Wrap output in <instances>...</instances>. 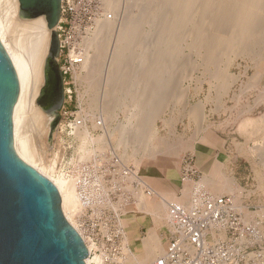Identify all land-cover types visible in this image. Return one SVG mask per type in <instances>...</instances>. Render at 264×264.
Here are the masks:
<instances>
[{"label":"rangeland","instance_id":"374dc122","mask_svg":"<svg viewBox=\"0 0 264 264\" xmlns=\"http://www.w3.org/2000/svg\"><path fill=\"white\" fill-rule=\"evenodd\" d=\"M100 1L101 4H98L96 0L92 2L93 7L86 13L81 10L80 13H77L78 11L75 13L66 11L62 14L58 29L62 46L57 62L64 72L65 98L62 107L56 112V115L59 114L60 117L52 129L51 143L47 145L51 128L49 123V129L41 146L45 158L53 165L49 175L54 182L61 185L62 201L67 204L72 196L68 178L71 177L70 171L74 167L77 152L82 144L81 138L77 134L76 121H81L84 118V125L87 127L90 136L88 139L91 140V142L86 143L85 151L86 149L87 151H93L95 148L96 158L90 168L91 170H88L91 173L87 171L89 174L86 172L83 176V179H87L89 176V183H87L89 185H85L86 188L83 186L81 189L80 186H77L80 199L83 200V206L86 205L82 210H79L80 212L78 211L73 215L72 223L81 229L92 246L94 243L97 247L104 245L106 253L111 248L113 250L114 246L120 255L128 249L130 256L126 262L129 264H151L161 254L157 251H151L148 235L153 232L157 233L160 238L162 250L165 249L168 239L169 211L161 219L162 221L156 222L150 212L139 209L134 201L136 196L131 190L122 187L124 182L120 177L122 175L120 164L118 162L114 164L110 160L114 157L112 155L116 154L118 156L121 154L123 147H116L114 137L109 139L110 148L113 152L106 145L94 141L97 136L103 135L104 132L105 138L106 136L109 138V134L112 135L117 131L120 122L126 124V127L130 131L132 130L133 133H139L149 123V134L145 137L146 140L143 139L142 141L145 146H148L146 147L149 150H154L157 156L142 159L141 164L136 169L133 167L136 158L130 156L131 148L127 149L130 158L126 161V165L133 167L142 180L134 189L139 191L148 186L158 192L157 194L172 193L175 195L177 189V197L173 196V201L179 203L186 185L190 184L189 188L195 189L199 185L201 177L204 174H210L213 164L220 161L223 166L214 174L219 180L222 178L219 189H207L208 187L205 186L204 190H208L207 192L214 197L224 194L232 195L236 201L237 211L243 217L245 226L247 224L253 226L260 233L261 242L258 241L254 245H248L247 251L264 248V43L260 42L258 45H254L250 51L237 53L238 56L234 53L229 54V57L234 60L228 68V72L238 78L231 83L225 94H221L218 88L215 87L219 83L218 78L216 77V79L213 74L216 63L203 64L201 53L193 45L188 44L187 38L178 40L177 36L175 37L177 46L175 44L173 46L175 45L178 49L177 59H180V61L177 60L179 66L176 65V67L179 68H175V70L182 68L188 71L192 70L191 79H178L174 85L172 77L174 73L171 74L172 70L166 69L156 73L161 79L159 77L158 80L154 79L155 75L150 79L148 78V82V79L144 76L147 70L145 68H148V62L145 59H138V55L139 52H144V47L149 46L154 38V34L149 31L152 20L150 19L147 24L145 23L142 26V33L140 31L137 34L134 51H132V55L129 54V60L126 59L125 61L127 65L124 64L125 71L123 69L122 72H129V74L127 76L122 73L123 78H125L124 85L113 89L110 86L111 84L109 85L107 75L109 74L108 69L115 35L119 29L118 27H121L120 24L124 21L123 16L125 17L127 14L128 17L135 14L139 16L141 5H139L138 0V3L134 2V4L132 2L134 5L129 1L120 0L116 6L105 10L103 0ZM149 1L150 6L161 9V4H163L161 2L164 0ZM75 3L78 4L77 1ZM98 5L101 6V15H103L100 18ZM158 6L160 7L158 8ZM102 20L112 22H109L108 27L112 25L104 31V35L107 34L103 36L108 46L106 45L105 49L103 48L101 58H97L99 61L87 58L84 62L80 56H76L78 55L76 53L82 48H80L82 37L88 31L95 29ZM133 54L137 55L133 56ZM224 60L225 58H222L220 63ZM259 64L261 65L259 66ZM191 66L196 68L192 69ZM127 70L128 72H126ZM144 78L147 81L146 83ZM159 82L162 84H159ZM92 84L94 89H92ZM107 86L110 91L112 90L111 92ZM144 87L150 88L151 91L146 92L147 88ZM139 88L143 89L144 95H146L145 93L149 95V97L146 95L148 98L144 96V99L149 100V105H143L141 108L137 107L138 111L139 109H141L140 111L144 110L143 115L136 110L138 104L133 103L134 93L138 92ZM153 89L160 90L154 91ZM177 93H183L184 99H178L179 94ZM93 96L96 100L94 99L95 101L92 104L91 98ZM114 99H118L120 107L118 106L116 114L111 116V113H106L103 109ZM199 105H202L203 113L201 122L195 119L194 121L190 117V110L192 111L196 106L200 108ZM157 106L160 107V114L155 118L156 114L152 110H156ZM152 107L155 108L152 109ZM136 115L138 119L143 116V120H139L141 121L140 124H138L139 121H134ZM130 116L131 118H129ZM142 121L144 122L142 123ZM134 122L135 124H133ZM101 138L103 137L101 136ZM262 149L263 151H261ZM107 159L109 162L106 161ZM137 160H140L139 156ZM186 165H189L192 171L188 172V177L184 180ZM65 172H67V176L64 175ZM166 179L169 180L172 186L167 185ZM226 179L232 180L238 192L228 187ZM91 180L92 182L94 180L95 183L90 182ZM96 181L99 183H96ZM120 181L123 183L122 186L117 183ZM86 191H89V193ZM104 193L107 196H104ZM90 197L92 198L89 199ZM188 198L190 200V196ZM146 199H149L147 194ZM84 200L87 201L84 202ZM88 202L93 203H89L91 204L89 205ZM182 205L188 206L189 203L186 201ZM93 234H96V239L93 240L94 243L92 242ZM108 235L111 237H108ZM96 253L99 254V250H96ZM93 254L94 250L90 255L92 264L98 261V255ZM124 256L126 258V254Z\"/></svg>","mask_w":264,"mask_h":264},{"label":"bare ground","instance_id":"6f19581e","mask_svg":"<svg viewBox=\"0 0 264 264\" xmlns=\"http://www.w3.org/2000/svg\"><path fill=\"white\" fill-rule=\"evenodd\" d=\"M119 1L120 0H103V5H104L105 10L116 6L117 3H119ZM126 1H129V3H132V2L138 3L139 1V5H141L140 7L141 14L138 13L139 16H137V14L133 13L135 15L134 16L129 15V17L127 16L128 15L127 14L126 19H125L126 16L125 17L123 16L124 21L122 20L123 23L121 22L122 23L120 24L121 27H118L119 29L115 35L113 52H112L111 59H110V66L108 69L109 74L107 75L109 85L111 84L110 86H112L111 88L113 89L117 86L119 87L120 85H124L125 78H123V74L124 75L129 74L128 70L126 71L128 73L124 72L125 71L124 66L127 65L125 61L126 59L129 60L128 59V57H130L129 54L132 55V51H134V46H135V43L137 42L136 39L138 37L137 34L140 33L142 26L145 23L147 24L150 19L152 20H151V24L149 25L151 26V29L149 31L154 34V38L149 46L147 45L146 48L144 47L145 50L143 53L142 51L141 53L138 51L139 52L138 59L140 58L145 59L148 62L147 63L148 68H145L147 69L146 71L144 70L145 71L144 76L146 79L148 78L150 79V77L152 78L155 75L157 76L156 74L157 72L163 71L166 69L172 70L171 74L174 73L172 76L173 84L177 82L178 79H182V78L183 79L185 78L188 80L191 79L192 70L188 71L187 69H183V68L180 70H175V68H179V67H176V65H178L177 64V60H178L177 50L178 49L176 47L177 45L175 43L176 42L175 37L177 36L178 40L180 38L188 39V44L190 43V45H193L197 49V51L201 53L203 64L205 65H209L212 63L217 64V65L215 64L216 67H215V71L213 74L215 78L216 77L218 78L219 83L215 87L218 88V91L221 94H225L229 86L231 85V83L236 81L238 78L236 75L230 74L228 72V68L230 67V65L232 64L234 60L233 58L229 57V54L234 53L237 55V53H240V52L250 51L253 49L254 45H258V43L260 42L264 43V0H164L161 2L163 3L161 4V9L159 8L160 6H158L160 10L156 9V6L155 7L150 6L149 0H138V1L137 0H126ZM17 5H18V0H0V40L12 60V63L15 67V70L18 76V83H19L18 97H17L14 110H13V130H14L18 154L28 164H30L31 166L36 168L39 172L47 176L57 187L59 195H60V199H61L62 210L65 216L70 221V223L81 234L88 248L89 254L86 258V263L92 264L90 255H92V250H94V254L98 255V261L94 262L93 264H102L101 254L96 253V250L98 248L95 246V244L92 246L91 242L86 239L81 229H79L77 225H74L72 223L73 215H75L79 210H82L86 205L84 203L85 205L83 206V203H82L83 200L81 201L80 199V192L78 191L77 186H80L79 188L81 189L83 186L84 188H86L85 185H89L87 184L89 183L88 181L89 176L87 177V179H83V176L93 166L94 160L96 158V151H94L95 148L93 149V151L92 150L87 151V149L85 151L86 143L88 141L91 142V140L88 139L90 137L89 131L87 127L84 125V118H82L81 121H76L77 122L76 124L77 134L81 138L82 144L77 152V157L74 163V167L72 170L70 169L71 177L68 178L70 182L69 184H70V190L72 191V196H71L69 203L67 204L64 203L62 201L63 196L61 192V185L54 182L53 179L49 175L50 171L53 168V165L52 163L48 161L47 158H45L44 152L41 147L42 143L44 142L45 134L47 130L49 129L48 124L51 123L49 121H51L50 119H52L53 113L50 112L49 114L41 116V115H37L33 111L34 102L36 98L38 97V95L40 94V91L43 86V83L39 86V78H40V74H41L42 67L44 64V58L47 54L50 37H48L46 32L41 31L36 26H31L30 29L16 26V29L22 30V31L18 32V35L16 37V46L12 47L9 41L8 30H9L11 18L16 16L17 14V11L15 9ZM162 10H164V12H162ZM153 20L155 22H152ZM109 22L110 20L109 21L102 20L98 23L95 29L88 31V32L86 31L87 32L86 35L82 37V43H81L82 46H80V48L81 47L82 48L80 49V51H78V53H76L78 54L76 56H80L84 60V62L87 60V58L88 59L89 58L90 59H97V58L100 59L101 58L100 55L102 54L103 48L106 47V45L108 46V44H106L107 42H105L104 40L105 37L103 36L107 34L106 33L104 35V31L108 30L112 25L111 24L110 27H108ZM173 44H175L176 46L175 45L173 46ZM95 49H96V52H95ZM136 55L133 54V56H136ZM222 58L223 59L225 58V60L220 63ZM178 61H180V59ZM261 64H259V66ZM194 68L196 67L193 66L192 69ZM123 69L124 71L122 72ZM156 76L154 79H157L158 77L160 78V76H157V77ZM126 79H128V77H126ZM146 79H145V83L147 82ZM149 79H148V82H149ZM128 80H126V82H128ZM160 83L161 82H159V84ZM154 85L157 86L156 84ZM108 86L107 88L109 89ZM147 87H144V88H147ZM92 89H94L93 84H92ZM157 89H153V90L156 91ZM149 90L150 88H147L146 92L148 91L149 93L151 91ZM148 93H145V94L147 95ZM134 95L135 96L133 99L134 100L133 103L139 105V106L136 105V110L138 109L137 107L141 108V106L148 104L149 100L147 101L146 98L144 99V96L149 97V95L147 96L144 95V91L142 88H139V91L134 93ZM178 96H179L178 99L179 98L180 100L184 99L183 93L179 94ZM94 99L96 100L95 96L91 98L92 104H93V101H95ZM118 106L120 107L118 99H114L112 102L109 103V105H106L105 108L104 107L102 108H104L103 110L106 113H111V116H114L116 114V110ZM201 106H200L201 109L199 107L197 108L196 106L195 108H193L192 111L190 110V117H192L193 120L195 119L201 122L202 117H203ZM157 107L158 108L156 110L153 109L155 107H152L153 109L152 111H154L156 114L155 118L160 114L159 113L160 107L159 106ZM140 110L141 109H139V111L137 110V112H140L141 115H143V112H144L143 108H142L143 111H140ZM131 116L129 118H131ZM142 117L143 116H141L140 119H142ZM140 119H138V116L136 115V119L134 121L138 122ZM104 122L103 124H105ZM140 122L141 121H139L138 124H140ZM143 122L144 121H142V123ZM133 124H135V122ZM148 124L149 123L146 124L147 125L146 127H144L145 126L144 125L143 126L144 128L140 130L139 133H133L132 130L130 131L129 128L126 127V124L124 125L120 122L117 126V131L113 133L112 135L109 134L108 136L109 138H107V136L105 138V135H104L105 132H104L103 134L104 136L101 135L103 138H101V136H97L94 139V141L102 145H106L107 147H109V150L113 152L112 148H110L109 139L114 137L116 141V147H123V152L121 154L117 156L114 152L115 155H112L114 156L112 157L113 159H110L114 164L115 162H118L121 166L120 169L122 171V175L120 177L123 180L124 185L122 186L123 184L122 181L117 182V183L120 186H122L123 189L131 190L134 196H136V200H134L136 203V206H138L139 209H145L148 212H150L152 217L155 219V221L159 222L163 217H165L164 215L167 214V212L169 211V204L173 202V196L169 194H157L158 192L152 190L148 186L143 190H139V191L135 190L136 186L139 185L142 182V180L139 177V174L134 171V168L138 169L139 165L141 164L142 159L147 158V157L157 156V153L154 152V150H149L147 148L148 146L146 145L147 146L146 147L142 141L143 139L146 140L145 137L149 134ZM128 148H131L130 156L133 158H136L134 159V162H135V165L133 166L134 168L126 165V161L129 160L130 158L127 153ZM261 151H263V149ZM138 156L140 157V160H137ZM106 161H108V159ZM219 163L221 162L216 161L213 164L212 166L213 171L217 170L220 167ZM189 168L190 167L187 166L185 171H187ZM88 172L87 174L91 173V172L89 173ZM64 175L67 176V172H65ZM187 177H188L187 174H185V177L183 179L185 180ZM226 180H227L228 187L237 191V188L233 184L232 180H229V179H226ZM90 182H92V180ZM97 182L98 181H96V183ZM78 183L80 184L78 185ZM207 183H209V179L207 177H203L201 179V182H199V185L197 184L198 186L196 187H199ZM189 185L187 184L185 191L182 192L183 196L182 198H180L181 200L179 201V204H182L183 202H186V201H188V203L190 202L188 197L190 196L191 198L193 191H192V188L191 189L189 188ZM88 188H91V187H88ZM89 191L88 192L86 191V192L89 193ZM146 194L149 195V199H146ZM104 196H107V195H105L104 193ZM230 196L232 198V204L237 206L236 201L233 198V196L232 195ZM91 198L92 197H90L89 199ZM86 201L84 200V202ZM89 203H93V202H88V204ZM112 208L115 209L116 207L115 208L112 207ZM168 220H169V226H170V222H171L170 217ZM148 237H149V242L151 244V251H157L162 254L164 250H162L160 238L158 237L157 233L153 232L149 234ZM92 242H93V238H92ZM124 254H126V258ZM129 256H130V252L128 249H126L124 250V253L122 252V255L119 259H122L123 261L126 262Z\"/></svg>","mask_w":264,"mask_h":264},{"label":"water","instance_id":"95a60500","mask_svg":"<svg viewBox=\"0 0 264 264\" xmlns=\"http://www.w3.org/2000/svg\"><path fill=\"white\" fill-rule=\"evenodd\" d=\"M15 9L8 30L12 47L22 31L16 26H36L50 37L33 109L41 116L53 113L50 145L65 98L64 72L57 62L61 0H18ZM18 90L15 67L0 40V264H87L88 248L65 216L57 187L18 154L13 130Z\"/></svg>","mask_w":264,"mask_h":264},{"label":"built area","instance_id":"2783aa9c","mask_svg":"<svg viewBox=\"0 0 264 264\" xmlns=\"http://www.w3.org/2000/svg\"><path fill=\"white\" fill-rule=\"evenodd\" d=\"M94 1L61 0V15L56 26L58 34L64 12L80 13L82 10L86 13L93 7ZM96 1L101 4L100 0ZM97 9L100 18L103 16L101 6L98 5ZM187 166L184 177L192 171L191 168L185 171ZM192 191L188 206L177 201L169 204L171 222L167 230L168 239L164 252L152 264H264V248L247 251L248 245L260 241V233L253 226H245L237 206L232 204L231 196L224 194L214 197L199 187ZM92 238L96 239V234ZM97 248L102 256V264L126 263L119 259L121 255L115 246L108 253L104 245Z\"/></svg>","mask_w":264,"mask_h":264},{"label":"crops","instance_id":"0c3cea01","mask_svg":"<svg viewBox=\"0 0 264 264\" xmlns=\"http://www.w3.org/2000/svg\"><path fill=\"white\" fill-rule=\"evenodd\" d=\"M197 151V150H196ZM198 152V151H197ZM199 153V152H198ZM218 162H220V161H218ZM220 164V166L221 167H219L217 170H212L211 172H210V174H204L202 177H201V179L203 178V177H207L208 179H209V183H207V184H203V185H201V186H199V188L200 187H202L203 189H205L206 187L205 186H207L208 188L207 189H213V190H218L219 188V186L221 185V182H222V178H221V180H219V178L217 177L216 178V176L214 175V174H216L219 170H220V168H222V166H223V164H222V162L221 163H219ZM211 177V178H210ZM224 178V177H223ZM201 179H200V181L199 182H201ZM167 180V185L169 184V185H171L170 184V182H169V180L168 179H166ZM221 181V182H220ZM172 186V185H171ZM205 187V188H204ZM177 190V189H176ZM175 190V193H176V195H177V193H178V191H176ZM208 191V190H207ZM163 194H169V195H172V196H175V197H177L175 194H172V193H163Z\"/></svg>","mask_w":264,"mask_h":264}]
</instances>
